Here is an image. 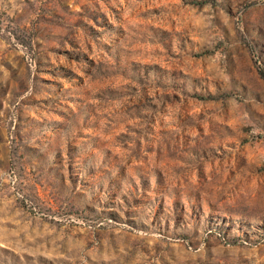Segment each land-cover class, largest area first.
<instances>
[{
    "label": "rangeland",
    "instance_id": "obj_1",
    "mask_svg": "<svg viewBox=\"0 0 264 264\" xmlns=\"http://www.w3.org/2000/svg\"><path fill=\"white\" fill-rule=\"evenodd\" d=\"M0 264H264V0H0Z\"/></svg>",
    "mask_w": 264,
    "mask_h": 264
},
{
    "label": "trees",
    "instance_id": "obj_2",
    "mask_svg": "<svg viewBox=\"0 0 264 264\" xmlns=\"http://www.w3.org/2000/svg\"><path fill=\"white\" fill-rule=\"evenodd\" d=\"M198 99L201 100H207V99H212L211 97H203V96H196Z\"/></svg>",
    "mask_w": 264,
    "mask_h": 264
}]
</instances>
